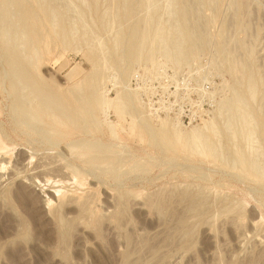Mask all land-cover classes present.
<instances>
[{
  "label": "rangeland",
  "instance_id": "obj_1",
  "mask_svg": "<svg viewBox=\"0 0 264 264\" xmlns=\"http://www.w3.org/2000/svg\"><path fill=\"white\" fill-rule=\"evenodd\" d=\"M22 5L34 38L21 4L0 0V264H264V0ZM135 21L143 33L129 60L119 37ZM9 52L51 104L12 73ZM161 128L178 143L162 142Z\"/></svg>",
  "mask_w": 264,
  "mask_h": 264
},
{
  "label": "bare ground",
  "instance_id": "obj_2",
  "mask_svg": "<svg viewBox=\"0 0 264 264\" xmlns=\"http://www.w3.org/2000/svg\"><path fill=\"white\" fill-rule=\"evenodd\" d=\"M24 1V0H23ZM22 0H21V3H20V0H14V2H15V4H17V5H20L21 4V6H19V9H21L20 10V17H22V19L21 20H23V22L24 23H22V27L23 28H25L26 29V31H28V33H30V35L32 36V38H34V36H35V34L37 33V31H35V29H37L36 27H35V24H34V19H32L31 20V17H30V12H29V10H28V7H24L23 5H22V2H23ZM27 1V0H26ZM124 1V0H123ZM20 3V4H19ZM111 5H112V3H111ZM110 5V6H111ZM121 5V7L123 8V6H122V4H120ZM23 6V7H22ZM25 6H27V5H25ZM29 6V5H28ZM11 7V6H10ZM125 7V6H124ZM17 8H18V6H17ZM31 7L29 6V9H30ZM155 8V7H154ZM138 9V8H137ZM7 10V9H6ZM123 10H125V9H123ZM133 10H134V7H133V5H131V4H129V5H127V8H126V13H125V17L127 18V19H129L130 18V16L131 15H133L132 13H133ZM152 11H153V9H152ZM34 12V11H33ZM32 12V13H33ZM138 12V11H137ZM5 13H7V12H5ZM123 13V15H124V12H122ZM52 14V13H51ZM139 14V13H138ZM137 14V15H138ZM183 14H184V12H183ZM33 15V14H32ZM34 15H35V13H34ZM181 15H182V13H181ZM185 15V14H184ZM33 17H36V15L35 16H33ZM147 17V16H146ZM185 17V16H184ZM184 17H182V18H184ZM215 17V16H214ZM5 18V17H4ZM158 18V17H157ZM0 19H1V17H0ZM36 19V18H35ZM123 19V18H122ZM121 19V20H122ZM142 19V18H141ZM211 19V18H210ZM209 19V20H210ZM13 20V19H12ZM5 21H6V19H5ZM31 21H33V25H34V28L33 27H31V29H29L30 27H29V25L32 23ZM36 21V20H35ZM139 21V20H138ZM147 21V20H146ZM1 22V21H0ZM22 21H20V23H21ZM118 22H119V20H118ZM126 22V21H125ZM130 22V21H129ZM149 22V21H148ZM134 23H136V21L134 22ZM146 23V22H145ZM150 23V22H149ZM178 23V22H177ZM2 24H3V21H2ZM9 24V23H8ZM18 24V23H17ZM143 24H144V22H143ZM153 24V23H152ZM37 25V24H36ZM38 25H39V23H38ZM38 25H37V27H38ZM145 25V24H144ZM4 26H5V24H4ZM2 27V26H1ZM118 27V26H117ZM145 27H146V25H145ZM144 27V28H145ZM16 28V27H15ZM147 28V27H146ZM4 29V28H3ZM2 29V30H3ZM28 29V30H27ZM122 29V28H121ZM6 30V29H5ZM8 30V29H7ZM118 30H120V28L118 29ZM141 31V33H143L142 32V30L140 29V25H139V23L137 24H133V22H132V24L131 25H129V27L127 28V30H126V34H125V36H124V40H123V37H119V38H121L122 39V42H120V41H118V43L120 42L122 45L120 46L121 48L123 47L124 48V53L126 54V57H128V59L129 60H131V59H133L134 57H135V55L137 54V51H138V47H137V43H139L137 40L140 38V31ZM146 30V29H145ZM144 30V31H145ZM154 31H155V29H153ZM10 31H11V27H10ZM122 31V30H121ZM147 31H148V29H147ZM150 32H151V27H150V30H149ZM148 31V32H149ZM179 31V30H178ZM3 32H5V31H3ZM9 32V31H8ZM120 32V31H119ZM147 32V33H148ZM187 32H188V30H187ZM192 32V31H191ZM195 32V31H194ZM0 33H1V31H0ZM153 33V32H152ZM155 33H156V31H155ZM186 33V32H185ZM123 34V33H122ZM145 34V33H144ZM5 35V34H4ZM15 35V34H14ZM146 35V34H145ZM179 35V34H178ZM9 37H10V35H8ZM7 36V37H8ZM148 36V35H147ZM147 36H145V39L147 38ZM150 36V35H149ZM156 36H157V34H156ZM153 37H155V35H153ZM170 37V36H169ZM182 37V36H181ZM191 37V36H190ZM116 38H118V37H116ZM118 38V39H119ZM193 38V37H192ZM3 39V38H2ZM8 39V38H7ZM10 39V38H9ZM12 40V39H11ZM115 40V39H114ZM120 40V39H119ZM14 41V40H13ZM116 41V40H115ZM10 42V41H9ZM157 42V41H156ZM180 42V41H179ZM117 43V42H116ZM117 43V44H118ZM171 42H169V44H170ZM177 43V42H176ZM19 44V43H18ZM27 44V43H26ZM116 44V45H117ZM149 44V43H148ZM157 44V43H156ZM194 44V43H193ZM196 44V43H195ZM23 45V44H22ZM139 45V44H138ZM181 45V44H180ZM20 46V45H19ZM151 46V45H150ZM149 47V46H148ZM143 48V47H142ZM185 48V47H184ZM183 48V49H184ZM15 49V48H14ZM17 49H18V47H17ZM22 49V48H21ZM118 49V48H117ZM149 49V48H148ZM200 49V48H199ZM142 49H140V51H141ZM144 50V49H143ZM151 50V49H150ZM150 50L148 51V52H150ZM172 50V49H171ZM182 50V49H181ZM185 50V49H184ZM119 51H121V50H119ZM122 51V52H123ZM221 51V50H220ZM114 52H116V51H114ZM169 52V51H168ZM192 48H190V46L184 51V55L185 56H188V55H191L192 53ZM11 52H9V55H8V58H9V60H10V65L12 66L11 68V71H12V73L16 76V77H19L22 81H23V83L25 84V85H27V86H30L31 88H32V93L34 94V96H36V97H38V99L42 102V103H46V102H48L49 100H50V98H51V96H50V94H49V91H47L46 89H44V88H42V86H40L39 84H37L36 83V81L34 80V79H32V77L30 76V73L28 72V70L24 67V65L19 61V59L15 56V54L14 55H12V54H10ZM155 53V52H154ZM169 53H171V52H169ZM11 55V56H10ZM120 55V54H119ZM119 55H116V56H118L119 57ZM138 55V54H137ZM173 55V54H172ZM15 56V57H14ZM121 56H122V54H121ZM170 56V55H169ZM30 57V56H29ZM28 57V58H29ZM123 57H124V55H123ZM17 58V59H16ZM92 58V57H91ZM31 59V58H30ZM120 61V60H119ZM147 62V61H146ZM31 63V62H30ZM124 64H125V62H124ZM230 65V64H229ZM28 66V65H27ZM30 66V65H29ZM29 66H28V68H29ZM96 67V66H95ZM250 67V66H249ZM30 69V68H29ZM123 69V68H122ZM247 69V68H246ZM35 70V69H34ZM37 70V69H36ZM98 71V70H97ZM96 71V72H97ZM248 71H251V70H248ZM99 72V71H98ZM97 72V73H98ZM120 72V71H119ZM37 73V72H36ZM94 73V72H93ZM233 73V72H232ZM238 73V72H237ZM251 73V72H250ZM38 74V73H37ZM94 75V74H93ZM98 75H100V73H98ZM248 75H249V73H248ZM248 75L246 76V80L249 78L248 77ZM252 75V74H251ZM6 76V75H5ZM97 76V74L95 75V76H92L91 77V79H89V81H88V84L89 85H92V80L94 79V77H96ZM97 77H99V76H97ZM96 77V78H97ZM248 77V78H247ZM233 78H234V76H233ZM240 78V77H239ZM99 79V78H98ZM238 79V78H237ZM245 80V82H248V85H251L250 83H251V80H247L246 81ZM102 81V80H101ZM235 81V80H234ZM16 82H17V80H16ZM110 83V82H109ZM123 83V82H122ZM239 83V82H238ZM252 84H255V83H252ZM18 85H20V84H18ZM248 85H246V88H248V90H249V87H248ZM254 86V85H253ZM98 87V86H97ZM115 87V86H114ZM240 88V87H239ZM244 88H245V86H244ZM23 89V88H22ZM230 89V88H229ZM254 89V88H253ZM252 89V90H253ZM233 93V92H232ZM254 93V92H253ZM234 94V93H233ZM90 95V94H89ZM135 95V94H134ZM251 95V94H250ZM21 96V95H20ZM252 96H254V95H252ZM89 98H91V97H89ZM87 100V99H86ZM94 100V99H93ZM95 101V100H94ZM80 102V101H79ZM96 102V101H95ZM40 103V102H39ZM48 103H50V101L48 102ZM230 103V102H229ZM51 104V103H50ZM52 105H53V103H52ZM96 105H97V102H96ZM118 105V104H117ZM38 106H39V104H38ZM45 106V108H47L46 110H48L49 109V106L48 107H46V105H44ZM59 106V105H58ZM63 106L65 107H69L70 108V110L73 112V109H72V103L70 102V100L67 98V97H64L63 96ZM106 106V105H105ZM120 106H123L122 104L120 105ZM132 106V105H131ZM40 107H43L42 105L40 106ZM52 107V106H51ZM53 107H55V108H59V107H56V106H53ZM44 108V107H43ZM61 108V107H60ZM123 108V107H122ZM126 109V108H125ZM133 109H134V107H133ZM46 110H44V111H46ZM62 110V109H61ZM119 110H120V108H119ZM123 110V109H122ZM56 111V110H55ZM49 112V111H48ZM86 112V111H85ZM122 112V111H121ZM67 114V113H66ZM86 114V113H85ZM123 114V113H122ZM121 114V115H122ZM29 116V115H28ZM52 116V115H51ZM61 116V115H60ZM75 116V115H74ZM120 117V116H119ZM51 118V117H50ZM67 118V117H66ZM53 119V118H52ZM123 119V118H122ZM157 120V119H156ZM59 122V121H58ZM163 123H165L164 121H162ZM36 123V122H35ZM163 123H161V124H163ZM61 124V123H60ZM56 126V125H55ZM172 127V126H171ZM171 127L169 128V130H171ZM165 128H166V126H165ZM203 128H204V126H203ZM133 129V128H132ZM160 129V128H159ZM162 129V128H161ZM172 129H173V127H172ZM196 129V128H195ZM194 128L190 131V134H189V138L191 139V140H194V139H198L199 138V140L198 141H200V140H202V138L200 139V137H202V136H200V134H199V132H197L196 130H195ZM163 130V129H162ZM162 130H160V132L162 131ZM131 131V130H130ZM175 130L173 129V131L172 132H174ZM205 131V130H204ZM43 132V131H42ZM172 132H170V133H172ZM113 133V132H112ZM128 133H130L129 131H128ZM134 133V131H132V133L131 134H133ZM170 133L168 132V131H166V129H164L163 131H162V133H159V134H161L160 135V139H161V141L162 142H164V143H168V144H170L171 145V141H170V139H173V138H175V139H177V137H179V135H177L176 136V134H174V135H172V137H171V135H170ZM175 133V132H174ZM177 133V132H176ZM130 134V135H131ZM173 134V133H172ZM198 134H199V136H198ZM112 135V134H111ZM112 136H114V134L112 135ZM174 136V137H173ZM141 138V137H140ZM175 139L173 140V141H175ZM178 139H180V137L178 138ZM178 139H177V142L176 143H178ZM186 139V138H185ZM188 139V138H187ZM207 139V138H206ZM115 140V139H114ZM191 141V142H193V143H197V144H200L202 141H200V142H198V141ZM205 140V139H204ZM1 141V140H0ZM170 141V142H169ZM190 142V143H191ZM206 142H208V140H206ZM205 141H204V145H206L207 143H206ZM176 143H172V146H174L173 144H176ZM203 143V142H202ZM206 143V144H205ZM1 144V143H0ZM108 144V143H107ZM181 145V144H180ZM193 145V144H192ZM191 145V146H192ZM196 145V144H195ZM203 145V144H202ZM92 146V145H91ZM207 146V145H206ZM197 147H198V145H197ZM1 148V147H0ZM97 148H99V147H97ZM173 148V147H172ZM199 148V147H198ZM202 148H203V146H202ZM2 149V148H1ZM190 149V148H189ZM209 149V148H208ZM102 150V149H101ZM98 151V150H97ZM194 151V150H193ZM74 152V151H73ZM238 152V151H237ZM205 153V152H204ZM210 153V152H209ZM214 153V152H213ZM2 154V153H1ZM76 154V156H77V152L75 153ZM99 154V153H98ZM97 154V155H98ZM113 154V153H112ZM238 154V153H237ZM240 154V153H239ZM82 155V154H81ZM84 155V154H83ZM211 155V154H210ZM1 156V155H0ZM84 156H86V155H84ZM119 156V155H118ZM206 156V155H205ZM208 156V155H207ZM97 157V156H96ZM210 157V156H209ZM0 158H3V157H0ZM24 158H26L25 160H24ZM84 158V157H83ZM87 158V157H86ZM242 158V156H241V154H240V159H239V157H238V160H243V159H241ZM30 159V158H29ZM31 159H32V157H31ZM30 159V160H31ZM118 159V158H117ZM246 159V158H245ZM249 159V158H248ZM247 159V160H248ZM28 160V158L27 157H25L24 156V154L23 155H21V157H20V164L23 162V161H27ZM90 160H92V159H90ZM99 160V159H98ZM114 160H116V159H114ZM120 161V160H119ZM245 161V160H244ZM29 162V161H28ZM31 162V161H30ZM29 162V163H30ZM242 162V161H241ZM240 162V163H241ZM42 163V162H41ZM59 163V162H58ZM250 163V162H249ZM48 164V163H47ZM112 164V163H111ZM246 163H244V162H242V164H241V166H242V168H243V166H244V170L246 171L247 170V168H246V165H245ZM22 165H23V167L24 166H27L28 165V163H22ZM22 165H21V167H22ZM60 165V164H59ZM239 166V165H238ZM28 167V166H27ZM240 167V166H239ZM25 168V167H24ZM62 168V167H61ZM255 168V167H254ZM75 170V169H74ZM74 170H72V171H74ZM78 170V169H77ZM249 170V169H248ZM30 171V170H29ZM66 171H67V169H66ZM70 171V170H69ZM68 171V172H69ZM72 171H70V172H72ZM40 172V171H39ZM73 173V172H72ZM74 173L75 174H77L78 172H76V171H74ZM79 173H81L80 171H79ZM253 174H254V172H252ZM43 174V173H42ZM41 174V175H42ZM48 174V173H47ZM50 174H52V173H50ZM16 175V174H15ZM73 175V174H72ZM80 175V174H79ZM78 174H77V176H75V177H72V180L74 181V185L76 186L75 188H80V187H82V185H83V183H84V177H82L83 175H80L79 176ZM46 176V175H45ZM31 177V176H30ZM43 178V177H42ZM31 179H35V176H32L31 177ZM31 179H29V180H31ZM37 179V178H36ZM46 180H44V182H45ZM49 181V180H48ZM31 182V181H30ZM47 182V181H46ZM33 184H35L34 182H32ZM59 183V182H58ZM60 183H61V181H60ZM69 183V182H68ZM98 183V182H97ZM56 184V183H55ZM89 184V183H88ZM94 184V183H93ZM53 185V184H52ZM61 185V184H60ZM86 185V184H85ZM92 184L90 183V185L89 186H91ZM67 186V185H66ZM94 186V185H93ZM42 187V186H41ZM85 187H88V186H85ZM53 188V187H52ZM55 188V187H54ZM59 188V187H58ZM75 188H74V190H72V193H76V191H75ZM102 188V187H101ZM83 189V188H82ZM47 190V189H46ZM49 190V189H48ZM52 190V189H51ZM56 190H58V189H56ZM55 190V191H56ZM65 190V189H64ZM64 190H62L63 192H64ZM59 191V190H58ZM67 191H69L68 189H67ZM53 192V191H52ZM60 192V191H59ZM79 192V191H78ZM82 191H80V193H81ZM72 193H70V194H72ZM79 193V194H80ZM83 193V192H82ZM54 194V193H53ZM52 194V195H53ZM64 194H67L66 192H64V193H62V194H58V192H57V195H56V198H57V200H58V202L60 203V201L61 202H63V198H64ZM92 195V194H91ZM90 195V196H91ZM71 196V195H70ZM75 196V195H74ZM74 196H73V198H74ZM79 196H82V194L81 195H79ZM86 196H87V194H86ZM89 196V195H88ZM114 196V195H113ZM54 198V197H53ZM65 198H66V195H65ZM68 198V197H67ZM67 198L66 199H64L65 201L67 200ZM76 198V197H75ZM84 198V197H83ZM87 198V197H86ZM85 198V199H86ZM90 197H88V200H85V202H86V204L87 203H89V202H87V201H89V200H91V199H89ZM55 199V198H54ZM78 199V198H77ZM77 199H72L71 198V200H69V198H68V200L67 201H69V202H71L70 203V205L72 204V200H74V201H78ZM120 199V198H119ZM94 200V199H93ZM121 200V199H120ZM56 201V200H55ZM64 201V202H65ZM73 201V202H74ZM84 201V200H83ZM114 201V200H113ZM52 202V201H51ZM50 202V200H48V198H47V200H45V201H43V203H44V208L48 211V212H53V215H55L56 217H57V214L55 213L56 212V209H58L59 210V207L57 208L56 207V209L53 207V205H55L56 206V204H53V203H51ZM69 202H66V203H68V205H69ZM58 203V204H59ZM65 203V204H66ZM75 203V202H74ZM78 203V202H77ZM62 204V203H61ZM84 202H81V203H79L77 206V208H78V211H79V214L81 213L82 214V216H86L87 218H91V216L92 217H94L92 214H90V212H89V208H87V205H86ZM91 204H92V201H91ZM63 205V204H62ZM61 205V206H62ZM67 205V206H68ZM112 205H113V203H112ZM58 206V205H57ZM67 206H64V207H66L67 208ZM74 205L72 204V207H73ZM91 206V205H90ZM43 208V209H44ZM76 208V207H75ZM76 208V209H77ZM63 209V208H62ZM61 210V209H60ZM65 210V209H64ZM98 210V209H97ZM46 211V212H47ZM92 212V211H91ZM106 212V211H105ZM59 213H61V211L59 212ZM63 213V212H62ZM74 213V212H73ZM78 214V213H77ZM93 214H94V212H93ZM110 214H111V212H110ZM50 215H52V214H50ZM49 215V216H50ZM98 215H99V213H98ZM58 216H60L61 217V215H58ZM66 216V215H65ZM77 216V215H76ZM80 216V215H79ZM84 216V217H85ZM99 216H101V215H99ZM103 216V215H102ZM51 217V216H50ZM54 217V216H53ZM83 217V218H84ZM62 218V217H61ZM69 218V217H68ZM87 218H84L85 220L87 219ZM96 218V217H95ZM101 218V217H100ZM100 218H98V219H100ZM106 218H107V216H106ZM55 219V222H56V218H54ZM64 219V218H63ZM93 219V218H92ZM60 220H62V219H58V221L60 222V224H63V221H60ZM88 220V219H87ZM87 220L85 221V225L87 226L88 225V227L90 226L89 224H86V222H87ZM89 220H91V219H89ZM89 220H88V222H89ZM95 220V219H94ZM78 221V220H77ZM80 221V220H79ZM96 221H99V220H96ZM59 222H58V225L59 226H63V225H60L59 224ZM87 222V223H88ZM82 223H83V221H82ZM106 224V223H105ZM108 224V223H107ZM255 224H256V222H255ZM82 225V224H81ZM66 226V225H65ZM68 226V225H67ZM67 226L65 227V228H67ZM85 226V227H86ZM61 228V227H60ZM59 228V229H60ZM93 228V227H92ZM116 228V227H115ZM64 229V228H63ZM68 229V228H67ZM62 230V229H61Z\"/></svg>",
  "mask_w": 264,
  "mask_h": 264
}]
</instances>
